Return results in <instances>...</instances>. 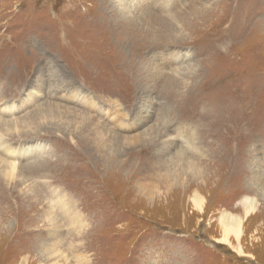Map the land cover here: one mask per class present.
I'll return each mask as SVG.
<instances>
[{"label": "rangeland", "instance_id": "374dc122", "mask_svg": "<svg viewBox=\"0 0 264 264\" xmlns=\"http://www.w3.org/2000/svg\"><path fill=\"white\" fill-rule=\"evenodd\" d=\"M139 1L0 0V264H264V0Z\"/></svg>", "mask_w": 264, "mask_h": 264}, {"label": "bare ground", "instance_id": "6f19581e", "mask_svg": "<svg viewBox=\"0 0 264 264\" xmlns=\"http://www.w3.org/2000/svg\"><path fill=\"white\" fill-rule=\"evenodd\" d=\"M132 3H134V5L133 4H131L132 6H131V8H136V7H138L139 5L141 6V4L140 3H142V1H136V0H130ZM129 4V5H130ZM135 4H137V5H135ZM147 7V6H146ZM145 8V7H144ZM171 10V9H170ZM132 12V11H131ZM130 12V13H131ZM133 13V12H132ZM62 107V106H61ZM15 122V121H14ZM9 123V122H8ZM4 125H6V124H4ZM11 127V126H10ZM160 128V127H159ZM163 128V127H162ZM105 129V128H104ZM157 131H159V130H157ZM162 131H163V129H162ZM12 132V131H11ZM15 132V131H14ZM17 132V131H16ZM19 132V131H18ZM11 134V133H10ZM164 135V134H163ZM15 136V135H14ZM3 139V138H2ZM1 139V140H2ZM3 141V140H2ZM2 141H0V142H2ZM2 145H4V144H0V152H2L3 153V155H5V156H7V157H9V159H10V161H9V163H7V164H9V166L11 167V169H12V171H15L16 169H15V167L16 166H18V164H20L19 162H20V160H18L19 158H16V156L19 154H22V151H20V150H13V149H11L10 147H6L5 145L4 146H2ZM1 153V154H2ZM24 153L25 154H29V153H27L26 151H24ZM18 155V156H19ZM22 156V155H21ZM24 156V155H23ZM27 157V155L25 156V158ZM8 159V160H9ZM257 162V161H256ZM8 166V167H9ZM264 171V170H263ZM260 172V171H259ZM12 174H13V172H12ZM12 174L9 172V171H6V174L5 175H7V176H11L12 177ZM5 175H4V177H5ZM264 176V175H263ZM6 178V177H5ZM264 193V192H263ZM251 200V199H250ZM247 201V200H246ZM251 201H252V203H251ZM249 203H251L249 206H247L246 208H245V214H246V216H248L250 213H252V212H255V208H257V206L256 205H254V203H253V200H251ZM196 204H197V206H198V208L200 209V211H203V202L202 201H196L195 202ZM246 205H248L247 203H246ZM236 224H240V222H238V223H236ZM236 224H233V226H230V227H225L226 229H225V232H226V236H225V238L223 239V240H221L222 242L220 243V244H222V245H226V244H229V237H230V233H234L238 238L240 237V227H238ZM56 238V237H55ZM56 244V243H55ZM63 244H64V242H63ZM55 248V247H54Z\"/></svg>", "mask_w": 264, "mask_h": 264}]
</instances>
